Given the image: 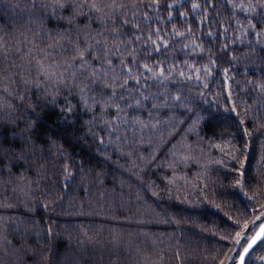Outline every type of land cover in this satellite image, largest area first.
Instances as JSON below:
<instances>
[{
  "label": "trees",
  "instance_id": "1",
  "mask_svg": "<svg viewBox=\"0 0 264 264\" xmlns=\"http://www.w3.org/2000/svg\"><path fill=\"white\" fill-rule=\"evenodd\" d=\"M262 5L0 0V264H224L264 213Z\"/></svg>",
  "mask_w": 264,
  "mask_h": 264
},
{
  "label": "snow or ice",
  "instance_id": "2",
  "mask_svg": "<svg viewBox=\"0 0 264 264\" xmlns=\"http://www.w3.org/2000/svg\"><path fill=\"white\" fill-rule=\"evenodd\" d=\"M262 6H264V5H262ZM61 7H63V5H61ZM91 7L94 8L98 12L101 11V9L98 8L95 3H93L91 5ZM197 7H198L197 4H193V8L194 9L197 8ZM153 43H155V41H153ZM0 47H3L2 37H0ZM80 59L83 60V54L82 53L80 54ZM37 65L39 66V70H40L41 74L43 76H45V78L52 79V78L56 77L57 73L54 72V71H49L48 68H45L42 61L38 60L37 61ZM144 67H145V71H151V69H149L147 65H145ZM158 75H163V70H161L158 73L154 72L153 73V78H155ZM181 75L183 76L184 74L181 73ZM59 79L60 80L64 79V74L63 73L59 74ZM164 79H167V76H165ZM125 83H127V81H125ZM137 83L139 84V80H137ZM21 140L24 143H27V141L23 137H21ZM7 151L8 150H5L2 147H0V152H7ZM243 167H244V164H241V168H243ZM243 175H244V173L241 172V176H243ZM257 219H259V217H257ZM245 228H247V225H245ZM15 230L16 231H23V232H27L28 231V229L26 228V226L23 223H18L16 225ZM50 232H51V230L49 229V233ZM241 236H242L241 233H237V238L235 240V243H236V245H238L240 247H243V245L241 243ZM243 239H244V241L247 242V247H243V251L242 252L239 251V248L233 249V255L228 257L229 261L236 260V256L238 255L239 256L238 264H246V257L250 259L251 255L253 254L252 252H250V250L254 251L253 246L254 245H258V241H264V224H262L260 226V230L255 233V235L251 238L250 241L248 240L247 235H244ZM261 259L264 260V257H262ZM221 264H223V261H221Z\"/></svg>",
  "mask_w": 264,
  "mask_h": 264
},
{
  "label": "water",
  "instance_id": "3",
  "mask_svg": "<svg viewBox=\"0 0 264 264\" xmlns=\"http://www.w3.org/2000/svg\"><path fill=\"white\" fill-rule=\"evenodd\" d=\"M259 217V219H257V217L255 218V219H253L250 223H249V225L247 226V228H244L243 229V231L241 232V234H242V236H241V241H242V239H243V236L244 235H246V233L256 224V223H258V225H257V227L255 228V230H254V232L252 233V235L249 237V241L251 240V238L255 235V233L256 232H258L259 230H260V226L262 225V224H264V213H262L261 215H259L258 216ZM258 242H260V241H258ZM239 246L238 245H236V243H235V245H234V248L233 249H236V248H238ZM243 247H247V242L244 244V246ZM243 247L241 248V252L243 251ZM255 247V245L253 246V248ZM251 251V250H250ZM231 255H233V250L231 251V253L229 254V256H231ZM228 256V257H229ZM228 257H227V259H226V261H225V263L224 264H230V262L231 261H229L228 260ZM238 260H239V256L237 255V257H236V260H235V264H238Z\"/></svg>",
  "mask_w": 264,
  "mask_h": 264
}]
</instances>
